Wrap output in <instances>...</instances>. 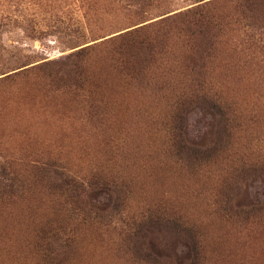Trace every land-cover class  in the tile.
Masks as SVG:
<instances>
[{
  "label": "rangeland",
  "instance_id": "1",
  "mask_svg": "<svg viewBox=\"0 0 264 264\" xmlns=\"http://www.w3.org/2000/svg\"><path fill=\"white\" fill-rule=\"evenodd\" d=\"M225 1L0 0V264H38L35 245L52 228L72 239L68 255L58 254L72 256L70 264H128L118 249L120 221L65 220L57 183L64 174L85 188L92 182L83 196L89 206L107 205L106 186L116 185L129 216L166 209L199 228L206 256L264 264V222L246 232L215 213L216 195L234 167L264 158V27L249 29ZM201 5L227 16L213 50L217 61L212 72L207 64L203 79L232 106L236 123L224 154L193 171L169 152L166 128L171 102L191 83L183 62L189 47L175 17ZM135 29L157 48L142 55L141 73L126 76L115 49L120 35ZM81 48L83 87L50 84L45 75L66 69ZM212 129L205 104L187 106L190 142H210ZM238 186L234 203L264 202L262 175ZM155 246L187 254L169 234H157Z\"/></svg>",
  "mask_w": 264,
  "mask_h": 264
},
{
  "label": "trees",
  "instance_id": "2",
  "mask_svg": "<svg viewBox=\"0 0 264 264\" xmlns=\"http://www.w3.org/2000/svg\"><path fill=\"white\" fill-rule=\"evenodd\" d=\"M225 2L233 8L236 19L245 20L249 29L257 31L264 27V0ZM178 16L175 17L174 28L189 47V52L184 54L183 62L192 84L189 83L188 91H182L170 104L173 107L167 122L166 146L172 156L180 158L178 160L183 166L196 171L201 166L215 162V159L219 158L217 156L224 154L232 142V132L235 128V110L226 99L213 91L214 87L210 80L203 79L207 64L210 65L212 72V65L217 61L213 50L219 40V31L223 28L222 20L227 16L221 11L211 13L205 5L197 6ZM139 30L127 31L120 35V45L115 49V53L120 55L118 60L114 58L115 64L117 66L119 63V71L126 76L141 73L145 64L142 55L146 57L157 48L156 42L147 35H142ZM84 50L81 48L75 53L76 60H73L66 69L62 68L57 73H47L45 78L49 83L57 87L81 89L86 82L87 74L80 60L85 54ZM198 102L205 104L213 116L212 138L210 142L203 144L190 142L185 132L186 108ZM233 171L235 174L225 178V186L216 195L215 213L231 228L239 227L249 232L254 225L264 222V202L234 203L233 193L238 190V184L246 182L252 174L258 173L264 177V158L256 159L255 162L242 161ZM63 176L57 177L59 180L57 183L62 190L63 201L60 205L64 208L65 220L78 223L97 221L104 222L105 225L112 223L113 219L120 221L124 226L119 233L118 249L122 251V255H129L126 256L128 264H221L218 256H206L199 228L189 223L183 216L160 208L151 209L139 216H129L124 208L119 207L124 196L116 185H112V188L106 186V191L111 195L107 205L92 207L88 205V201L84 203L83 199L89 190L95 188L92 182L89 181L85 188L83 182L75 177L66 174ZM13 182L12 180L8 184V191H12ZM125 214L129 216L128 220ZM58 229L43 230L41 241L35 245L41 255L38 257V264H70L73 261L72 256L58 255L59 253L68 255L69 249L73 246L72 239L63 238ZM157 234H169L181 239L187 248L186 256H172L157 250L155 246Z\"/></svg>",
  "mask_w": 264,
  "mask_h": 264
}]
</instances>
